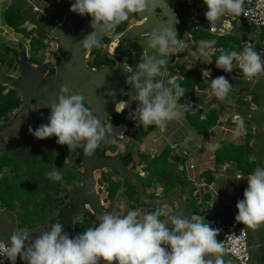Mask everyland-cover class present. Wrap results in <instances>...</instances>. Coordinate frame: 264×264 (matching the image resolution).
Here are the masks:
<instances>
[{
	"label": "clouds",
	"instance_id": "1",
	"mask_svg": "<svg viewBox=\"0 0 264 264\" xmlns=\"http://www.w3.org/2000/svg\"><path fill=\"white\" fill-rule=\"evenodd\" d=\"M207 8L205 18L215 31V22L225 14L240 16L244 12V0H203ZM156 0H74L70 11L80 16L89 15L94 27H111L126 21L130 13H142L153 7ZM180 41L175 27L166 26L153 29L147 39V46L156 49L159 58L154 55H142L135 70L126 67L127 83L136 90L137 106L130 114L131 119L143 127L157 125L163 128L167 121L178 119L182 113L177 110L185 88L179 84L169 86L162 78L167 73L168 57L175 52ZM215 39H201L193 56L207 60L210 51H215ZM84 48H99L101 42L96 32L83 39ZM264 55L251 46L241 52L219 49L215 66L226 73L233 70V61H238L246 79L264 73ZM210 76V70H205ZM157 77H161L157 79ZM210 87L216 99L223 101L232 85L223 76L210 81ZM120 112L129 106L128 101L119 103ZM116 104V105H117ZM48 123L42 124L30 134L36 139L55 136L56 143L67 145L70 152L83 149L85 156H91L110 132V129L86 106L81 95H69L68 89H61L56 102L49 104ZM235 135L242 134L243 121H238ZM208 150L216 145L204 143ZM49 179L60 181L63 172L53 166L47 172ZM244 176L238 175L236 180ZM247 187L243 199L237 201V222L256 227L264 222V162L258 164L254 171L246 176ZM126 201L116 202L112 212L97 217L98 224L70 238L57 222L47 224L33 238L28 228L17 229L10 235L8 242L0 241V264L7 259L16 264L17 258L26 264H223L221 255L223 243L216 237L219 229L214 228L205 218L198 214L183 213L169 215L161 219L162 209H156L142 216L136 210L128 209ZM205 254L211 258L205 259ZM217 254V255H214Z\"/></svg>",
	"mask_w": 264,
	"mask_h": 264
},
{
	"label": "crops",
	"instance_id": "2",
	"mask_svg": "<svg viewBox=\"0 0 264 264\" xmlns=\"http://www.w3.org/2000/svg\"><path fill=\"white\" fill-rule=\"evenodd\" d=\"M26 1L32 9L36 8L40 12L39 15H44L50 20H53L55 25L61 24V26L70 16L72 11L69 9L74 2V0H67L66 3H64V0H60V3H57V0H52L53 5L51 6L50 11L47 12V10L44 11L42 7H40L41 9L37 8L30 0ZM42 3L45 4L44 0H42ZM12 4L13 0H0V44L9 43L16 45L19 41L17 35L2 23L4 12ZM65 4H68V7L64 13L66 7ZM167 11L169 12L168 9ZM192 13L196 14V12ZM169 15L172 19V27L175 24L178 28L184 25L186 30L188 17L184 19V21H181L180 17L178 19L177 15L173 16L170 12ZM89 17L90 16L87 14L79 16L78 20L81 22V26ZM138 17L141 20V25L144 24L146 19H142L139 15ZM237 19L238 16L232 14H225L220 17L215 22L217 34L221 36L236 37L242 40L246 46H249L251 43H258L261 46L258 53L264 55V39H261L260 33L258 34L254 31L252 34L253 29L247 32L242 31L240 29L241 24L237 23ZM196 20L198 21V24L203 27H211L210 22L205 18V13H199L198 19ZM178 28L176 31L180 34V44L175 52L166 57V59H168V64L166 65L167 73L162 78L168 83V85H170L174 79L177 78L176 66L181 64H183L188 71L198 70L202 73L205 83L208 84V89L203 91H198L196 89L193 90L196 94V99L193 103L188 104L186 110L191 114L200 112L201 117L203 118L207 111L215 109L218 112V124L212 126L207 133L198 135L186 121L184 117L185 109L182 106L177 105V110L182 113V115L178 119L167 121L163 128L158 127L145 138V140H147V138L156 135L159 136L161 142L165 141L164 144L161 146H152V148H145L143 140L141 143V154L153 156L158 154L164 147L169 146L174 153V157L168 170L171 176H176V178L179 177L176 179V181H178L173 183L171 180L160 182L155 177L150 179L149 172L146 169L147 163L141 159L136 163L135 171L144 180L151 182L149 186L142 189L143 198L151 200L180 199L184 204L182 213L185 216H188L189 214L201 215L212 227L220 230L216 237L217 240L220 238L221 231L226 226H241L247 234V244L250 256L249 264H264V222H261L256 227H252L235 220V216L238 214L236 203L243 199V192L247 187L246 176L248 175L241 174L237 169V165L233 162H226L223 165H217L214 161L215 150L221 146L222 142H229L236 146H245L248 149L249 156L247 161L252 164L254 168L261 162H264V73L260 75L257 74V76L252 79H246L243 75L234 72L237 68L235 63L233 64L232 72L226 73L222 69H218L213 62L211 64L203 62V58L192 55V53L197 50L198 44L194 45L191 41L186 44L182 29ZM186 31H188L186 34H188L187 37L190 39L189 29ZM123 35L124 33H121L119 36L123 37ZM143 35L150 36V34ZM3 37L6 38L2 40ZM146 38H148V36H141L140 38H136V41L142 43ZM134 42L135 40H130V42H125L124 45L126 46ZM138 47L141 48L139 54H137L136 49L133 51L129 50L131 53L127 51L124 58L120 59L124 70L129 66L135 70L142 55L153 54L151 50H147L145 47L142 48L140 45H138ZM212 53L213 51L209 52L207 60L211 61ZM131 54L135 59L136 56L138 57V63L135 59H130ZM205 70H210V76L203 73ZM129 74L130 73H128V75ZM221 75H223L232 85L231 90L223 101L215 98L210 87V81ZM160 78L161 77H157V79ZM126 88H128L127 95L133 94L136 96V90L130 83H127ZM129 100L130 98L128 97L126 101L131 102ZM137 103L138 102L136 101V106ZM241 120L243 121V130L242 134L237 136L235 135L238 128L237 122ZM111 124L114 125L112 122ZM1 126L2 123L0 122V154L3 150V134L7 130L1 131ZM153 140H155V138H153ZM206 142L215 144V149H206L204 147V143ZM111 170V168H105L93 173L98 198V212H92L89 204L81 198L80 201L84 202L83 207H81L80 211L70 217L67 225L63 226V230L69 233L70 238L85 231L87 228L98 224L97 217L99 215L118 210L115 208L117 201H126L127 207L125 212L130 208V202L123 194V179L126 178L121 174H114L111 177L110 181L113 183H119V187L113 199L107 198L108 179L105 177V174ZM238 175L244 177L236 180ZM208 180H211V182H207ZM137 196L138 201L135 202L132 210H136L139 216L145 214L149 207L154 206H158L159 209L163 210L162 216L164 218L169 215L181 214L178 213L179 205L175 202L166 201L162 202L160 205H150L145 203L139 197L138 192ZM45 226L46 225L36 226L29 229L30 232H33V238H35L38 235L37 232ZM17 229L22 228L19 227L17 223L15 213L11 210H7L0 203V239L8 242L12 232ZM209 258H211L209 254H205V259ZM221 258L223 264H234L223 256H221ZM16 264H26V262L21 261L18 257ZM100 264H106V262L101 260Z\"/></svg>",
	"mask_w": 264,
	"mask_h": 264
},
{
	"label": "trees",
	"instance_id": "3",
	"mask_svg": "<svg viewBox=\"0 0 264 264\" xmlns=\"http://www.w3.org/2000/svg\"><path fill=\"white\" fill-rule=\"evenodd\" d=\"M182 1L183 10H180L181 12L185 10V13L180 15L181 21L189 17L192 12L205 13L207 11L203 0ZM178 2L179 0H175V3L178 4ZM65 5L64 13L68 7V4ZM2 23L17 35L19 41L15 45L16 48H11L8 44H0V51H3L0 53V65L5 63L13 64L15 62L16 66L19 67L22 51L28 56L29 64H39L40 61L38 62L34 59L39 58L42 50L46 49L43 42L57 28L55 22L44 15L33 12L32 7L26 0H13V4L8 7L2 16ZM26 24L33 27L32 29L36 32L34 36L24 28ZM124 28L125 24L122 23L115 29V33H122ZM240 29L247 32L252 28L241 25ZM260 37L264 39L263 31L260 32ZM189 38V41L194 45L198 44V41L201 39L216 40L215 51L211 55L213 63H215V59L219 55V49L221 48L226 51L235 50L241 52L246 47L242 40L232 36H221L217 33H211L208 27H203L197 22H192L191 29H189ZM178 39H180V34H178ZM100 42L101 46L99 48H90L87 55H84V57H88L86 66L90 70L122 68L120 59L111 58L106 51V47L110 43V37L106 36ZM249 46L253 47L257 52L261 49L258 43H251ZM234 63L235 60L233 61ZM176 72L177 78L169 86L179 84L186 89L178 105L185 109L184 117L189 126L196 134L203 135L212 126L218 124L217 110L211 109L207 111L202 118L200 112L191 114L186 109L188 104L193 103L196 99V94L193 90H206L208 89V84L205 83L202 73L198 70L188 71L183 64L176 66ZM234 72L244 76L239 67ZM55 73L56 71L52 68L49 70L47 77H52ZM44 82L45 80L43 79L41 85ZM127 91L128 88H125L123 92ZM21 104L18 93L14 89H6L5 86H0V122L3 123L1 131L9 127L13 112L19 109ZM86 106L91 109L88 104ZM135 108L136 105L134 104L122 112H115L110 121L114 125L125 123L130 129L132 141L142 143L159 126L153 124L145 128L133 119L126 120V117ZM7 120H9L8 125H6ZM17 139H21L19 141L20 145L14 146ZM112 141L113 137L108 135L106 141L102 142L93 154L103 162L110 160L119 161L131 172H134L136 164L133 162V155L130 154L131 150L129 149L128 152L119 155L116 153V147L111 144ZM107 152H110L113 156L107 155ZM248 156L249 151L245 146H236L229 142H222L221 146L215 150L214 161L217 165L233 162L237 165V169L241 174L249 175L255 168L247 161ZM63 157H67V154L56 143V139L53 137L36 139L20 134L14 140L7 142V137L3 135V150L0 154V203L7 210L15 213L19 227L31 229L36 226L52 224L54 222L51 219L53 213L59 210L63 200L70 198L71 189L78 187L84 181L81 169L85 155L78 154V159L81 162H76L75 160H67L65 162L63 161ZM139 157L147 163L146 169L149 172L150 179L155 177L160 182L171 180L174 183L178 181L176 179L179 177L171 176L168 170L174 157V153L169 146L164 147L158 154L153 156L139 154ZM53 166L60 168L63 172V178L60 181H53L47 176V172ZM114 174L119 175L120 173L116 169H112L105 174V177L108 179V199H113L119 187V183L110 181ZM207 182H211V180ZM150 183V181L144 180L139 174H132L131 179H123V194L130 202L129 209H133L135 202L138 201V188L149 186ZM60 193L63 194V200L57 197ZM156 209H159V207H149L146 213H150ZM161 219H164V217L161 216Z\"/></svg>",
	"mask_w": 264,
	"mask_h": 264
},
{
	"label": "water",
	"instance_id": "4",
	"mask_svg": "<svg viewBox=\"0 0 264 264\" xmlns=\"http://www.w3.org/2000/svg\"><path fill=\"white\" fill-rule=\"evenodd\" d=\"M166 2V0H156L153 7H150L145 12L139 13V16L142 19L145 18L146 21L139 27L130 28L127 33H130L131 36L151 34L153 29L172 26V19L167 11ZM79 16V14L71 12L66 22L62 25L65 29H55L50 33L51 36H59L62 47L68 45L71 47V51L65 68L46 84L39 85V70H34L27 65L25 52H21L20 67L24 77L19 83V86L25 91L29 102L27 108L17 116L13 124L3 134L7 137V142L14 140L17 135L28 131L29 127L36 129L42 124H47L50 115L49 104L56 102L58 93L64 88L68 89L69 95L83 96L94 115L105 127L110 129L109 133L118 136L122 131L116 129L110 120L115 112H120L121 106L117 103H119L118 96L123 89L124 81L122 73L125 70L123 68L116 70L108 68L90 70L83 59V51L85 48L82 44L83 39L93 32L97 33L100 40L109 36L124 21L107 28L100 26L94 27L92 18L89 17L82 26L80 37L78 39L70 38L69 34L79 19ZM78 162H81V160H78ZM105 168L116 169L126 179H131V175L136 174L131 172L119 161L110 160L103 162L95 154L85 156L82 162L84 181L79 188L71 193L69 198L71 206L63 210V217H59L58 219L63 226L67 225L70 217L83 207L84 202L80 201L81 198L89 204L92 212H98V198L93 173ZM142 189L143 187L138 188V195L145 203L160 205L166 201L175 202L179 205L178 213H182L184 204L180 199H146L143 198Z\"/></svg>",
	"mask_w": 264,
	"mask_h": 264
},
{
	"label": "rangeland",
	"instance_id": "5",
	"mask_svg": "<svg viewBox=\"0 0 264 264\" xmlns=\"http://www.w3.org/2000/svg\"><path fill=\"white\" fill-rule=\"evenodd\" d=\"M30 1L32 3H34L37 8L42 7L43 10L44 11L47 10V12L50 11L51 6L53 5L52 0H44L45 4H47V5L43 4L42 0H30ZM66 1L67 0H64V3H66ZM182 2H183L182 0H179V2L177 4L173 0H167V9L169 10V12L173 16L177 15L178 19H179L180 15L185 13V10L183 12H181V10H183ZM138 15H139V13H131L129 15L128 19L125 21L126 24H125L124 32H122V34L124 33L123 37L119 36L121 33L113 32V33L109 34L110 43L106 47V51L111 58L122 59V58H124V55L126 54L127 51H129V50L133 51L135 49H136L137 54H139V52H141V50H140L141 48L138 47V45H140L142 48L145 47V49H147V50H151L153 52L152 55L157 56V58L159 57V53L156 49H151L147 46V39L148 38L143 40L142 43L141 42L138 43L136 41L137 40L136 38H140L141 36H148L149 37V35L131 36L130 33H127V32H129L130 28L139 27L141 25V20L138 17ZM196 19H198V14L191 13V15L188 17V23H187L186 30L191 29V22H194V20H196ZM55 26L57 27L56 29H60V30L65 29L63 26H61V24H56ZM82 26H81V22L79 20H77V22L75 23L74 27L72 28V30L69 34V37L78 39L80 37V34H81ZM173 27H175V29L178 28V26L176 24ZM184 27L185 26L182 25L178 29H182V33L184 34L186 44H187L189 42V39L187 37L188 34H186L188 31H186ZM24 28L26 30L30 31L32 36H34L36 34L34 29H32L33 28L32 26L26 24L24 26ZM254 31L255 30L253 29L252 34ZM5 38L6 37H3L2 40ZM130 40H133V41L135 40V42L125 46L124 43L127 41L130 42ZM8 45L11 48H16L15 45H12L9 43H8ZM43 45L46 47V49L42 50L41 54L39 55V58L37 57L34 59L38 62L40 61L39 64H37V65L29 64L28 56L26 55V64L29 65L34 70H39L38 77H39V85L40 86H42L41 81L43 79L45 80L44 84H46L48 81L52 80L59 72H61L65 68V66L68 62V59H69L70 51H71V47L68 45L62 47L61 39L59 36L54 37V36L49 35L48 38L43 42ZM88 51H89V49L85 48L83 51V55H87ZM2 52L3 51L1 50L0 53H2ZM129 52L131 53V51H129ZM83 59H84V62L86 64L88 62V57H84ZM130 59H132V60L135 59V58H133L132 54L130 55ZM135 61H137V63H138V57L137 56H136ZM16 65L17 64L15 62L13 64H6L5 63L3 65H0V86H5L6 89H14L18 93V97L22 103L20 108L13 112L12 122L10 121L9 126H11L13 124V122L15 121V119L17 118V116L20 115L27 108V105L29 102V98L26 96L25 91L19 86V83L22 81V79L24 77L23 72H22L21 67H20V60H19V67H17ZM16 68H18V69H16ZM52 68L56 71V73L52 77L48 78L47 74H48L49 70ZM113 70H116V69H113ZM125 71H123V73H122L124 84H123V89L118 96V102L126 101V99L129 97L130 98L129 101H131V102H129L128 107L124 108V109H128V108H130V106L135 104L136 101H135V96L133 94L127 95V92H123L127 86L126 77H127L128 73ZM132 93H134V92H132ZM85 102H86V104H88L86 100H85ZM127 117L128 118H126V120H132L130 117V114ZM8 121L9 120L6 121V125L9 124ZM121 125L124 126V131L120 137L113 135L111 133L108 134V135L113 137V141L111 142V144L116 147V153L119 155H122V154L128 152L130 149L131 150L130 154L133 155V157H134L133 162H134V164H136L139 162V160H141V158L139 157V154H141V143H136V142L132 141V139L130 137V129L128 128V126L125 123H122ZM117 126L115 125V127H117ZM33 130H35V129H33ZM120 133H119V135H120ZM22 134H24L27 137H33L30 134L29 130L25 131ZM19 135H17V136H19ZM52 137L57 139L55 136H52ZM153 138H155V140H153ZM20 140L21 139H19V140L17 139L14 143V146H16V145L19 146ZM164 142H161V140H159V136H156V135L147 138V140L144 139L145 148H152V146H161L164 144ZM58 145L67 154V157H63V161H65V162L67 160H71V161L75 160L76 162H78V160H79L78 154H83L82 148H78L76 150V152H70L67 145H60V144H58ZM106 154L109 156H113L110 152H107ZM106 169H108V168H106ZM81 172L83 174V169H81ZM134 173H137V172L134 171ZM81 184L76 188H72L71 193L75 189L79 188L81 186ZM62 196H63L62 193L57 195L58 198H61V200H63ZM68 206H71L70 200L69 199L63 200L62 205H60V207H59V210L53 213V215L51 216V219L54 220V222H55L56 220L59 219V217L62 218L63 217L62 215L64 214L62 212H64L63 210H66V208ZM54 214H56V215H54Z\"/></svg>",
	"mask_w": 264,
	"mask_h": 264
},
{
	"label": "built area",
	"instance_id": "6",
	"mask_svg": "<svg viewBox=\"0 0 264 264\" xmlns=\"http://www.w3.org/2000/svg\"><path fill=\"white\" fill-rule=\"evenodd\" d=\"M60 3V0H57ZM244 12L238 16L236 20L238 24L246 25L254 29L258 34L264 32V0H244ZM33 12L40 13L36 8L32 9ZM199 16V13H196ZM197 22V20H194ZM211 33H217L216 30ZM235 65L239 67L238 61H235ZM7 243L4 240H1ZM219 242L223 243L224 252L219 254L234 264H249L250 256L247 244V234L244 228L241 226H226L220 233ZM2 264H10L7 259L2 260ZM115 264V262H113Z\"/></svg>",
	"mask_w": 264,
	"mask_h": 264
},
{
	"label": "bare ground",
	"instance_id": "7",
	"mask_svg": "<svg viewBox=\"0 0 264 264\" xmlns=\"http://www.w3.org/2000/svg\"><path fill=\"white\" fill-rule=\"evenodd\" d=\"M116 129H120V130H122L121 133H120V135H118V136L120 137L121 134H122L123 131H124V126H122V125H118V126L116 127Z\"/></svg>",
	"mask_w": 264,
	"mask_h": 264
},
{
	"label": "flooded vegetation",
	"instance_id": "8",
	"mask_svg": "<svg viewBox=\"0 0 264 264\" xmlns=\"http://www.w3.org/2000/svg\"><path fill=\"white\" fill-rule=\"evenodd\" d=\"M123 24H126V22L124 21ZM115 32V31H114Z\"/></svg>",
	"mask_w": 264,
	"mask_h": 264
}]
</instances>
